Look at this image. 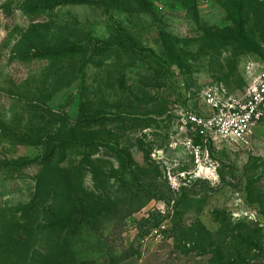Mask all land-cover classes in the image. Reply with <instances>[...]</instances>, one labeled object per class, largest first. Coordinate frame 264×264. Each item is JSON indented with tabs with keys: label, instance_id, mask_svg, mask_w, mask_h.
<instances>
[{
	"label": "rangeland",
	"instance_id": "1",
	"mask_svg": "<svg viewBox=\"0 0 264 264\" xmlns=\"http://www.w3.org/2000/svg\"><path fill=\"white\" fill-rule=\"evenodd\" d=\"M263 71L264 0H0V264H264V123H183Z\"/></svg>",
	"mask_w": 264,
	"mask_h": 264
},
{
	"label": "built area",
	"instance_id": "2",
	"mask_svg": "<svg viewBox=\"0 0 264 264\" xmlns=\"http://www.w3.org/2000/svg\"><path fill=\"white\" fill-rule=\"evenodd\" d=\"M202 99L212 110L211 115L205 117L190 111L183 116V123L192 126L200 136L199 144L191 140L188 143L199 167L210 162L211 143L229 141L244 149L253 147L255 128L264 123V71L254 79L244 97L229 96L224 85L216 83L203 91ZM202 175L200 168L197 176Z\"/></svg>",
	"mask_w": 264,
	"mask_h": 264
},
{
	"label": "trees",
	"instance_id": "3",
	"mask_svg": "<svg viewBox=\"0 0 264 264\" xmlns=\"http://www.w3.org/2000/svg\"><path fill=\"white\" fill-rule=\"evenodd\" d=\"M246 227V228H245ZM242 226L241 224H238L237 225V229H240V228H242L241 230H240V232H242L243 231V229H246V230H249L250 229V227H247V226ZM205 230L204 229H202V235H203V232H204ZM250 231V230H249ZM207 235H210L211 236V233H206ZM219 237H220V235H219ZM239 237H241V236H239ZM239 237H237V238H234V240L231 242V243H233V244H237L238 242H239V240H240V238ZM224 239V240H223ZM205 240V237L203 236V241ZM220 240H221V243H219V245L221 246V248H223L224 249V246L226 245V243H227V241L225 240V238L224 237H222V238H220ZM209 241H211L212 242V239H209ZM208 246H211L210 244H208ZM240 246H245L244 247V249H246V250H248L249 248H252V247H254V246H256L253 242H247V241H245L244 242V245H240ZM218 264H220V263H218ZM222 264H232L231 262H227V263H222Z\"/></svg>",
	"mask_w": 264,
	"mask_h": 264
}]
</instances>
